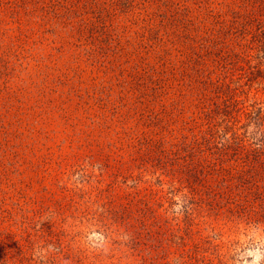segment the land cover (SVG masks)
Wrapping results in <instances>:
<instances>
[{
    "label": "rangeland",
    "instance_id": "374dc122",
    "mask_svg": "<svg viewBox=\"0 0 264 264\" xmlns=\"http://www.w3.org/2000/svg\"><path fill=\"white\" fill-rule=\"evenodd\" d=\"M0 264H264V0H0Z\"/></svg>",
    "mask_w": 264,
    "mask_h": 264
}]
</instances>
